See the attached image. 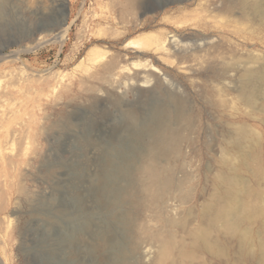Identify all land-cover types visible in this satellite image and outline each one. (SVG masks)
Instances as JSON below:
<instances>
[{
	"label": "rangeland",
	"instance_id": "374dc122",
	"mask_svg": "<svg viewBox=\"0 0 264 264\" xmlns=\"http://www.w3.org/2000/svg\"><path fill=\"white\" fill-rule=\"evenodd\" d=\"M246 1L0 0V264H260L264 7ZM161 122L183 127L182 181L157 200L141 167ZM225 189L251 213L234 202L221 257L183 258Z\"/></svg>",
	"mask_w": 264,
	"mask_h": 264
},
{
	"label": "bare ground",
	"instance_id": "6f19581e",
	"mask_svg": "<svg viewBox=\"0 0 264 264\" xmlns=\"http://www.w3.org/2000/svg\"><path fill=\"white\" fill-rule=\"evenodd\" d=\"M244 1V0H243ZM251 6H250V5ZM246 7L255 10L259 13L263 12L264 2L263 0H248L246 1ZM67 25H63L61 28L62 31L58 30L55 33L60 32L55 37H63L67 32ZM65 27V28H64ZM64 28V29H63ZM51 33V32H50ZM54 36V35H53ZM52 38V37H51ZM173 39V38H172ZM171 39V40H172ZM176 39V38H174ZM173 39V42H174ZM197 41V40H196ZM42 41H38L33 47L29 49H33L39 46ZM28 49V48H26ZM253 80L251 85V89L247 92L248 100H253L255 96L259 94V85L264 82V69H258L255 72L253 71ZM249 75V74H248ZM248 82V81H247ZM246 82V83H247ZM249 83V82H248ZM176 119L180 121L186 120L188 122V118L185 113H182L179 109L175 115ZM162 120V119H161ZM162 123V122H161ZM183 124V123H181ZM163 125V123H162ZM188 126V124H187ZM182 129L183 127H178L174 124H169L166 126H162V130L160 131V136H158L157 143L152 147V150H149L147 153L149 158H145L144 163H142L141 170L146 175L147 180L143 183L144 192L150 191L152 196L160 200L165 197V195L171 190H175L181 185V179H179L173 171L171 164L175 165L180 154V146L182 141ZM238 137V136H237ZM239 138V137H238ZM236 145L239 144V140L235 138ZM177 158L176 161L170 162V164H161L160 158ZM169 167V169H168ZM256 199L258 200V205H253L254 209L251 211L255 217H261L264 213L262 208V202L264 201V196L257 192ZM186 197V195H185ZM216 201L209 203L205 206V211L203 215V224L195 227L190 231L191 235V247L181 250L180 254L183 258H194L193 255L197 252H201L207 255L214 256L215 258L221 257V254L225 253V246L222 243V233L221 230L225 227H233L237 225V220L234 219L231 215L232 209L234 208V202L238 203L239 207L243 206L246 211L245 214L251 213L249 212L248 204H242L239 201V198L232 193L231 189H225L222 193L217 196ZM215 206V207H214ZM252 206V207H253ZM222 227V228H221ZM213 230L217 232V238L215 239L213 235ZM165 232V231H163ZM159 238H162V246L160 249V259L162 262H166L167 259L173 255L175 246V238L170 231H167L166 234H161L158 231ZM160 240V239H159ZM262 255L260 258V264H264V243H263ZM197 251V252H196ZM236 264V263H235Z\"/></svg>",
	"mask_w": 264,
	"mask_h": 264
},
{
	"label": "water",
	"instance_id": "95a60500",
	"mask_svg": "<svg viewBox=\"0 0 264 264\" xmlns=\"http://www.w3.org/2000/svg\"><path fill=\"white\" fill-rule=\"evenodd\" d=\"M69 12H70L69 6L66 5V9H65L66 18L62 22V24H64V25L68 24V15H69ZM1 53H5V52L2 49H0V54Z\"/></svg>",
	"mask_w": 264,
	"mask_h": 264
}]
</instances>
